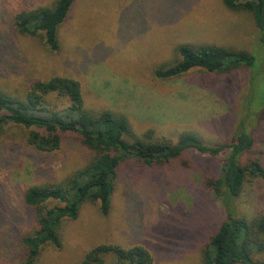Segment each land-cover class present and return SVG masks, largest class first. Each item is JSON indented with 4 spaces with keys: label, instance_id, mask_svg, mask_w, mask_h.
I'll list each match as a JSON object with an SVG mask.
<instances>
[{
    "label": "rangeland",
    "instance_id": "1",
    "mask_svg": "<svg viewBox=\"0 0 264 264\" xmlns=\"http://www.w3.org/2000/svg\"><path fill=\"white\" fill-rule=\"evenodd\" d=\"M55 0H0V90L24 98L32 81L53 77L79 82L84 108L108 110L128 121L130 139L176 143L194 134L205 146L232 143L241 134L256 141L264 166V33L247 13L227 11L221 0H76L60 29L61 48L49 53L37 37L16 34L13 18ZM187 43H215L255 57L248 70L224 77L195 69L171 81L154 71ZM57 108L64 100L51 96ZM125 139V138H124ZM189 167L130 162L118 172L107 215L85 202L78 217L63 220L60 247L46 245L35 264H80L97 246L146 248L153 264H202L201 248L224 219L221 204L202 182L218 175L220 160L187 150ZM89 153L68 140L53 153L31 149L25 131L0 135V264L21 263V238L31 230L23 203L29 186L59 181L82 168ZM239 214L264 209L262 182L246 187Z\"/></svg>",
    "mask_w": 264,
    "mask_h": 264
},
{
    "label": "trees",
    "instance_id": "2",
    "mask_svg": "<svg viewBox=\"0 0 264 264\" xmlns=\"http://www.w3.org/2000/svg\"><path fill=\"white\" fill-rule=\"evenodd\" d=\"M76 0H55L49 6L21 10L14 15L13 29L25 37L37 36L49 53L61 48L60 29ZM232 13H247L264 33V0H221ZM175 56L154 71L156 79L171 81L198 69L224 77L248 70L255 62L249 52L215 43L178 45ZM64 100L57 108L48 98ZM9 126L25 131L26 144L41 153L58 151L73 140L89 153L85 165L59 181L41 182L25 189L24 205L32 211L33 226L20 240L21 263L35 264L46 245L60 247L59 228L63 220L78 217L85 202L98 204L107 215L114 183L121 167L130 162L159 168L173 161L189 167L185 152L220 160L218 175H208L203 191L221 204L224 219L201 248L202 264H264V209L251 217L239 214L237 200L246 187L262 182L264 166L253 154L256 141L241 134L232 143L205 146L194 134H182L176 143L154 138L130 139L127 119L118 112L98 113L84 108L78 81L53 77L32 81L24 98L0 90V135ZM125 138V139H124ZM80 264H153L150 252L141 246L123 249L97 246Z\"/></svg>",
    "mask_w": 264,
    "mask_h": 264
}]
</instances>
